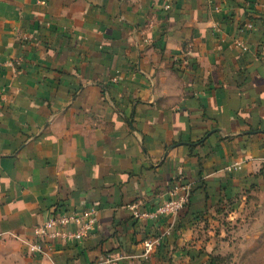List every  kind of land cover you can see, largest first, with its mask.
I'll list each match as a JSON object with an SVG mask.
<instances>
[{"label":"crops","instance_id":"0c3cea01","mask_svg":"<svg viewBox=\"0 0 264 264\" xmlns=\"http://www.w3.org/2000/svg\"><path fill=\"white\" fill-rule=\"evenodd\" d=\"M171 2L0 0V264H208L201 219L264 209V0ZM91 209L81 244H24Z\"/></svg>","mask_w":264,"mask_h":264},{"label":"rangeland","instance_id":"374dc122","mask_svg":"<svg viewBox=\"0 0 264 264\" xmlns=\"http://www.w3.org/2000/svg\"><path fill=\"white\" fill-rule=\"evenodd\" d=\"M201 220L196 229L197 260L203 257L208 264H264V209L246 211L232 219L219 210L216 216Z\"/></svg>","mask_w":264,"mask_h":264},{"label":"built area","instance_id":"2783aa9c","mask_svg":"<svg viewBox=\"0 0 264 264\" xmlns=\"http://www.w3.org/2000/svg\"><path fill=\"white\" fill-rule=\"evenodd\" d=\"M172 0H166L163 9L170 11L172 8ZM249 28L252 25L249 24ZM174 64L179 67H186L188 65L187 60L174 59ZM181 65V66H180ZM237 166V165H236ZM184 196L174 197L173 199L163 202L156 207L154 213H147L138 211L137 206L130 208L134 218L138 220L143 219H158L163 217H172L176 219L180 212L184 211L186 205L189 203L188 189ZM98 213L95 209L87 210L82 214L76 212H61L54 210L48 219L40 226H37L34 230V239L32 242H24L29 252L34 255L42 257H49V250L55 245H77L84 242V240L91 234L97 225ZM73 228V229H72ZM171 233V230L167 231V235ZM155 241H149L147 248L152 249L155 246Z\"/></svg>","mask_w":264,"mask_h":264}]
</instances>
